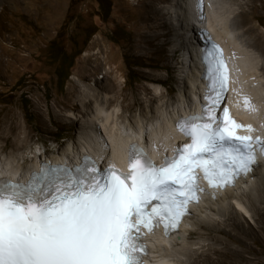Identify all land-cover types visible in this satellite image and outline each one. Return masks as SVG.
<instances>
[{
	"label": "snow or ice",
	"instance_id": "1",
	"mask_svg": "<svg viewBox=\"0 0 264 264\" xmlns=\"http://www.w3.org/2000/svg\"><path fill=\"white\" fill-rule=\"evenodd\" d=\"M196 12L202 20L203 0H196ZM199 59L206 103L200 115L176 121L191 143L159 167L132 144L126 174L82 157L71 168L41 162L26 183L0 180V264H143L144 235L162 227L169 236L199 203L198 171L213 192L253 171L264 142L238 135L243 126L227 108L217 115L230 82L223 55L211 45Z\"/></svg>",
	"mask_w": 264,
	"mask_h": 264
},
{
	"label": "rangeland",
	"instance_id": "2",
	"mask_svg": "<svg viewBox=\"0 0 264 264\" xmlns=\"http://www.w3.org/2000/svg\"><path fill=\"white\" fill-rule=\"evenodd\" d=\"M150 1L0 0V126L4 118H12L16 132L25 140L20 152L28 159L34 153L57 154L79 138L80 122L67 120L72 110L65 106H72L80 116L76 102L80 84L102 100L116 93L110 112L119 103H135L129 117L144 110L145 88H172L164 100L184 104L180 98L177 101L181 84L174 69L182 51L171 57L174 30L168 20L156 17L150 23L153 28L146 24ZM240 2V18L234 25L243 38L241 44L262 55L258 39L264 38V0ZM170 3L156 2L155 6L168 8ZM134 64L140 67L133 77L142 79L135 85L127 79V66ZM66 73L70 76L64 84ZM150 77L160 79L162 85L152 84ZM23 101L29 102L27 117ZM13 139L7 141L6 153L14 152ZM254 221V217L247 219L246 224L255 227ZM197 237L191 236L189 242H197ZM251 247L264 257V239ZM212 253L208 249L200 254L198 264H216L220 257Z\"/></svg>",
	"mask_w": 264,
	"mask_h": 264
},
{
	"label": "bare ground",
	"instance_id": "3",
	"mask_svg": "<svg viewBox=\"0 0 264 264\" xmlns=\"http://www.w3.org/2000/svg\"><path fill=\"white\" fill-rule=\"evenodd\" d=\"M165 1L168 0H153L147 3L145 21L146 24H150L156 17L166 19L171 24V30H174L170 39L173 43L170 53L174 58L182 51L179 59L175 61L174 69L179 73L178 80L181 84L178 88L177 101L180 98L184 104L178 106L177 101V103L172 101L168 103L164 100L172 92V88L163 91L158 87L145 88L144 110L137 113L138 115L129 117L127 113L135 103L130 105L119 103L110 112L109 105L116 101V93L102 100L96 96L93 89L80 84V95L76 97V102L81 108L80 116L73 113L72 106H65L72 110V113L66 116L67 120L80 122L79 138L57 154L48 156L46 152L34 153L32 159H28L20 152L24 149L25 140L16 132L18 128L12 118L2 120L0 178L8 176L14 180L26 179L32 171L39 169L41 162L70 160L71 155L74 156L80 147L85 148L95 137L103 139L114 151H117L121 144L140 143V137L145 140L151 136L158 140L160 135L157 132L167 125L172 115L187 109L191 104L192 94L196 99V93L201 89L198 52L194 44L195 27L206 26L212 33V39L221 41L228 51L231 50L240 57L239 74H242V80L238 84L237 97L232 99L237 117L243 119L254 114L245 115L238 110L241 102L246 106L245 100L249 102L248 104L258 103L256 107L258 114L264 113V73H262L264 38L260 36L258 39L262 55L241 44L243 38L234 25L240 18L241 12L238 10L241 0H203L204 22L199 21L195 8L191 9V3L193 6L195 0L192 2L171 0L168 8L155 6L156 2ZM147 39L149 40V36ZM260 59L263 61L262 68H260ZM149 81L152 84L162 85L161 80L157 78L150 77ZM261 131L264 132L263 125ZM11 136L14 137L11 144L14 152L6 153L7 141ZM252 176L239 189L224 191L221 197L216 195V199H213L214 192L204 195L202 204L191 218V230L183 231L180 237L175 239L156 240L153 244L154 261L150 264H198V260L201 259L200 254H204L208 249H211L212 254L216 253L220 257L216 264H225V260H229L230 264H264V257H260V252H255L251 247V244L264 239V165L262 168H257L255 175ZM253 217L255 227L246 224V220ZM193 235L198 236L197 242H189Z\"/></svg>",
	"mask_w": 264,
	"mask_h": 264
},
{
	"label": "trees",
	"instance_id": "4",
	"mask_svg": "<svg viewBox=\"0 0 264 264\" xmlns=\"http://www.w3.org/2000/svg\"><path fill=\"white\" fill-rule=\"evenodd\" d=\"M127 67L129 69V73H128V77H127L129 84L132 83L133 85H135L136 83L142 81V79H140L139 77H133V75H132V74H134L135 69H137L138 67H140V65L134 64V65H128ZM71 68H72V66L68 68V72H69V70ZM69 76H70L69 73H66V76L64 78V84L68 80ZM22 106H23L24 111H25V116L27 117V113H28V109H29V102L23 101L22 102Z\"/></svg>",
	"mask_w": 264,
	"mask_h": 264
}]
</instances>
